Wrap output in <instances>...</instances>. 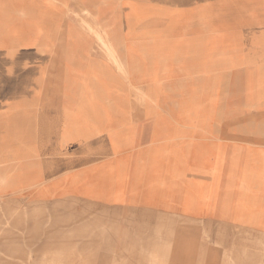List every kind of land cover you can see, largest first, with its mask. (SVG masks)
<instances>
[{"label": "rangeland", "instance_id": "374dc122", "mask_svg": "<svg viewBox=\"0 0 264 264\" xmlns=\"http://www.w3.org/2000/svg\"><path fill=\"white\" fill-rule=\"evenodd\" d=\"M69 2L0 0V75L10 80L20 68L29 67L32 75H24V78L33 83L37 81L36 94L45 103L111 105L119 109L128 104H139L123 75H36L38 68L33 69V64L39 67L44 57L43 54L38 55L36 49H43L38 46L43 42L50 47L55 45V48H50L51 53H61V56L55 57L66 58L71 65L72 59L78 57L80 68L96 61L103 62L101 60L113 62L88 24L93 25L96 33L102 34L109 25L121 22L124 26L123 18L111 14L109 9L101 10L110 13L100 15L101 25L105 24L103 30L97 17L86 15L82 10L79 16L74 15L78 2ZM61 3L68 5L67 9ZM223 9L215 8L213 14L202 16L209 25L202 20L205 27L192 30L169 24L172 20L169 15L159 16L156 21L146 24L144 22L150 17L142 20L143 25L151 24L152 29L167 27L169 30L167 34H154L148 28L141 34L142 39L150 43L173 45V50L176 49L175 62L165 61L164 64L199 66L198 73L193 66L190 71L179 72L176 69L174 75H167L165 80L160 81L158 90H150L156 102L142 104L158 105V109L165 110L163 114L167 117L173 112L179 116L191 110H205L212 111V120L243 121L238 125L264 126L261 124L264 123V0H240L237 6L231 2ZM16 11H21L18 16H15ZM101 18L106 21L102 22L104 19ZM64 24L78 29V38L88 46L65 48L60 42L63 39L60 28ZM213 37L218 41L220 38L240 43L253 41L257 47L253 54L245 57H212L209 44ZM93 43L98 46L92 47ZM60 45L62 47L57 48ZM21 47H29V56L19 53ZM160 47L157 49L164 50V57L173 48ZM181 47L185 53L178 54L177 49ZM16 48H19L17 52ZM114 50L120 55L119 48ZM195 50H198L197 53H193ZM121 60L123 58L119 57L118 61ZM55 61L59 60L55 58ZM114 64L115 72H123ZM148 64H128L134 66L127 71L132 74L130 79H126L127 83L138 85L142 80L137 67ZM67 70L72 69L69 66ZM45 93L48 95L45 96ZM91 98L97 102H85ZM194 99L202 109L194 108ZM31 103L38 102L20 104L27 107ZM10 105L3 102V93H0V124L15 119L6 110ZM30 114L20 112V125ZM231 122L229 126L234 128ZM250 129L258 128L244 130ZM14 130L0 129V135L9 136L6 139L14 138ZM19 130L21 136L22 128L19 127ZM12 146V143L0 144V190L10 189L15 183H32L33 176L29 172H33V168L36 169V176L38 172L45 171L51 173V180L56 178L55 182L66 185L62 187L63 191L52 197L54 202L50 205L44 195L34 198L33 191L28 190H21L14 197L0 196V264H264V234L250 228L191 222L153 209L111 205L108 202L111 196L109 182L113 178L123 179L124 158L116 161L83 159V170L80 169L77 174L76 168L81 164L75 159L36 160L30 157L32 154L23 152L20 158H15L18 154L13 152ZM86 149H83L85 157L91 155ZM104 150H109L107 145ZM100 152L98 150L95 155L100 156ZM83 171H88L93 177L88 188L83 189L88 192L72 190L71 184L82 177ZM135 195L133 201L137 205L147 199L146 192H141V185ZM67 199L71 204L61 202ZM72 210L73 215L70 214Z\"/></svg>", "mask_w": 264, "mask_h": 264}, {"label": "crops", "instance_id": "0c3cea01", "mask_svg": "<svg viewBox=\"0 0 264 264\" xmlns=\"http://www.w3.org/2000/svg\"><path fill=\"white\" fill-rule=\"evenodd\" d=\"M69 1L78 2H75L78 9L74 15L79 16L80 10H88L89 15L97 17L99 27H102L100 15L110 14L102 12L103 9H109L111 14L123 18L124 26L119 22L107 26L105 30L109 46L120 49V55L116 51L117 57L123 58L119 62L125 64L175 62L173 45L163 46V43L161 46L142 39L141 34L147 32L146 25L142 24L145 16L153 15L156 11L175 15L180 9L194 12L201 11L206 6L211 9L210 0ZM65 7L67 9L68 5ZM101 19H104L102 22L106 21L105 18ZM126 19H132V28H127ZM69 28L66 24L60 28L63 37L60 42L65 48L88 46L78 38V29ZM38 46L43 48V75L125 73L115 72L112 67L115 64L105 60L93 61L94 63L80 68L78 57L72 59L71 65L66 58L55 57L61 56V53H51L50 48H55V45L50 47L43 42ZM91 46L97 47L98 44L93 43ZM158 47L173 48L164 57V50H158ZM55 58L59 61L56 62ZM35 66L33 64V69L37 68ZM69 66L71 71L67 70ZM124 75L132 74L126 72ZM120 108L111 105L45 102L31 103L26 107L20 103H11L6 110L15 119L0 124V129L14 128L15 139H6L9 136L4 137L2 133L0 144L12 143L11 149L18 154L15 158H20V153L23 152L32 154L30 157L36 160L75 159L81 164L76 168L77 174L80 169L83 170V159L116 161L124 158L123 179L119 181L113 178L109 182L111 196L108 202L114 207L148 208L191 222L233 224L264 234V129H260L264 126L238 125L243 124V121L232 123L228 120L181 119L174 112L167 117L163 114L165 110L158 109V105L151 107L139 103ZM21 111L31 114L20 125ZM229 122L234 124V128L229 126ZM19 127L22 128L21 136ZM249 128L258 129L244 130ZM106 145L109 148L107 152L104 150ZM86 147L91 154L87 157L83 150ZM98 150L102 151L100 156L95 155ZM29 174L33 176L32 183L29 181L27 185H18L14 182L15 186L10 189H1L0 196L14 197L21 190H28L33 191L32 195L36 198L44 195L50 205L54 202L52 197L63 191L62 187L66 185L55 182L56 178L51 180L53 176L45 171L38 172L36 176V169L33 168V172ZM81 175L75 184H71L72 190L88 192L83 189L88 188L93 177H90L88 171H83ZM137 176L139 179H136ZM140 185L141 192H146L147 199L137 205L133 198ZM65 190L67 191L66 188ZM61 202L71 204L68 199ZM70 214L73 215L74 211Z\"/></svg>", "mask_w": 264, "mask_h": 264}, {"label": "bare ground", "instance_id": "6f19581e", "mask_svg": "<svg viewBox=\"0 0 264 264\" xmlns=\"http://www.w3.org/2000/svg\"><path fill=\"white\" fill-rule=\"evenodd\" d=\"M240 0H210L211 2V9H208L206 6L205 9H202L201 11H188L180 9L178 14L172 15L169 14V16H172V20L169 24L178 25L177 27L182 28L183 27H189L190 30H192L195 27H205V25H209L208 22L206 24V20L202 18V16H208L209 12H212L216 8L218 10H224L223 8L227 7V4L233 2L235 3V6L238 5V2ZM15 16H18L21 11H16ZM84 14L89 15L90 12L88 10L83 11ZM164 14L161 11L154 12L153 15L145 16L150 17L148 20L144 22V24L156 21L159 16H164ZM211 15V13H210ZM205 22L203 24V21ZM219 23H223L222 21H219ZM126 26L127 28H132V19H126ZM151 24L146 25V29L150 31V33H168L167 27H163L160 29H152L150 28ZM89 29L95 34L96 39L100 42L101 45L104 48V51L108 53V55L112 58V61L118 65V67L123 71L127 72L129 67H132L134 65H123L118 61V57H116V53L112 47L109 46V42L107 41V33L106 31L102 34L96 33L93 25L88 24ZM105 25H102V29L104 30ZM215 35V34H214ZM44 37V36H43ZM199 38V37H198ZM217 38V37H216ZM219 38V37H218ZM45 39V38H43ZM189 41V40H188ZM207 41V40H206ZM195 46V44H194ZM206 46L208 47L207 43ZM210 54L212 57H245L247 54H253L255 51L256 43L253 41L251 43L243 42L240 43V41H230V40H224L222 38L214 39L211 38L210 40ZM199 47V44L197 45ZM29 48V47H28ZM26 47H21L19 50V53L21 55L29 56V50ZM41 48H37L36 52L39 54L42 53ZM176 49L174 50V52ZM178 54L185 53L183 51V48L177 49ZM198 50L193 51V53H197ZM208 50L206 51L207 55ZM176 53V52H175ZM39 67H37L36 75H43V63L39 62ZM42 63V64H41ZM196 68L197 73L199 71L198 65H183L181 63L178 64H164V63H152L148 65H139L137 67L139 75V79L142 81L138 85H133L132 82L127 83V80L130 79L131 75H124L123 77L126 81L127 86L130 88V91L132 93V96L134 99L139 103H151L156 102L155 98L151 95L150 90L151 88L157 89L159 88V83L161 80H165L167 75H174L175 70L177 69L179 72L182 70H189L190 67ZM190 71V70H189ZM32 71L29 67H22L20 68L17 75H13L12 78L9 80L5 77V75H0V93H3V102L5 104L8 103H29V102H43L41 101L36 92L38 89L39 84L37 81L33 83L32 81H29L28 78H24V75H31ZM149 78V79H148ZM31 79V77H30ZM37 79V77H36ZM127 79V80H126ZM7 80V83H6ZM5 83L7 85H5ZM4 84V85H3ZM168 89V88H167ZM11 96V97H10ZM134 100V101H135ZM85 102H97L96 99L91 98L90 100H87ZM193 104L196 105L197 102H195V99L193 100ZM199 105H196L194 107L195 109H202L201 107H198ZM190 109V108H189ZM187 109V110H189ZM204 109V108H203ZM179 118L181 119H195V120H205V119H212L214 118L212 111H200V110H191L185 114H180ZM56 136V135H55ZM87 143V141H86ZM121 145V144H120ZM95 150V149H94ZM69 171V170H68Z\"/></svg>", "mask_w": 264, "mask_h": 264}]
</instances>
